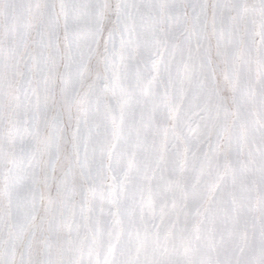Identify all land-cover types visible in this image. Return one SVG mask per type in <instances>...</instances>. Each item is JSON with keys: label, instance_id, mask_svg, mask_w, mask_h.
<instances>
[{"label": "snow or ice", "instance_id": "obj_1", "mask_svg": "<svg viewBox=\"0 0 264 264\" xmlns=\"http://www.w3.org/2000/svg\"><path fill=\"white\" fill-rule=\"evenodd\" d=\"M0 264H264V0H0Z\"/></svg>", "mask_w": 264, "mask_h": 264}]
</instances>
